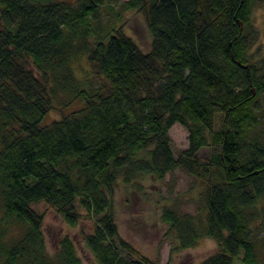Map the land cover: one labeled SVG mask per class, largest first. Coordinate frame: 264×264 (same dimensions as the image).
Returning <instances> with one entry per match:
<instances>
[{
	"label": "trees",
	"instance_id": "1",
	"mask_svg": "<svg viewBox=\"0 0 264 264\" xmlns=\"http://www.w3.org/2000/svg\"><path fill=\"white\" fill-rule=\"evenodd\" d=\"M118 2L0 0V264H83L69 236L48 252L40 201L73 226L79 205L95 218L87 245L98 264H151L119 237L114 193L178 168L202 180L207 213L179 229L181 247L214 238L220 250L201 264H263L264 57L252 61L246 37L256 0H127L124 11L146 16L148 52L98 27L102 7ZM59 101L84 106L45 123ZM177 123L189 132L178 157ZM164 220L181 223L172 210Z\"/></svg>",
	"mask_w": 264,
	"mask_h": 264
},
{
	"label": "rangeland",
	"instance_id": "2",
	"mask_svg": "<svg viewBox=\"0 0 264 264\" xmlns=\"http://www.w3.org/2000/svg\"><path fill=\"white\" fill-rule=\"evenodd\" d=\"M125 1L127 0H119L118 3L112 4L111 8L102 7L97 25L115 26L132 37L144 52H148L152 48L153 37L146 16L137 10L124 11L121 4ZM117 14L120 15L119 19ZM246 37L250 43L252 61H259L264 57V0H256L254 4L251 21L246 28ZM80 66L82 67L76 66V70L80 77H83L90 69L86 56L82 58ZM60 101L56 104L59 108L49 112L45 123L61 119L63 112L69 113L84 106L82 102H78L65 109ZM257 109L264 125V92L259 98ZM170 137L171 149L178 157L189 146V132L186 127L177 123L171 128ZM213 152L214 149L207 146L199 155L202 159H209ZM203 192L202 180L181 168L168 173L164 179L155 175H140L130 184L120 182L116 187L112 206L119 237L127 241L151 264H201L220 250V243L214 238L206 237L200 239L193 247L182 248L180 244L184 239L177 237L179 229H187L191 221L205 220L207 213ZM33 208L43 217V232L51 255L54 256L60 250L61 240L69 236L74 241L83 264H98L87 245V237L95 232V218L86 209L79 205L81 215L77 225L73 226L63 214L46 201L33 204ZM167 210H172L181 218L178 228H172L164 220ZM257 233L259 254L264 264V240L261 238L264 231L257 229ZM238 263L243 264L241 261Z\"/></svg>",
	"mask_w": 264,
	"mask_h": 264
},
{
	"label": "water",
	"instance_id": "3",
	"mask_svg": "<svg viewBox=\"0 0 264 264\" xmlns=\"http://www.w3.org/2000/svg\"><path fill=\"white\" fill-rule=\"evenodd\" d=\"M241 31L243 30V22L240 21ZM233 59H235V56L233 55ZM239 65H243L241 61H238Z\"/></svg>",
	"mask_w": 264,
	"mask_h": 264
}]
</instances>
